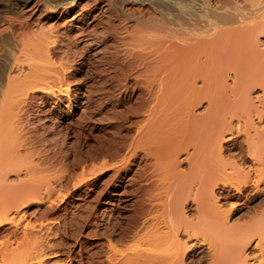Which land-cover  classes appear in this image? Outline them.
<instances>
[{
  "label": "bare ground",
  "instance_id": "bare-ground-1",
  "mask_svg": "<svg viewBox=\"0 0 264 264\" xmlns=\"http://www.w3.org/2000/svg\"><path fill=\"white\" fill-rule=\"evenodd\" d=\"M28 2L0 15V264H264V0Z\"/></svg>",
  "mask_w": 264,
  "mask_h": 264
},
{
  "label": "rangeland",
  "instance_id": "rangeland-1",
  "mask_svg": "<svg viewBox=\"0 0 264 264\" xmlns=\"http://www.w3.org/2000/svg\"><path fill=\"white\" fill-rule=\"evenodd\" d=\"M9 2V0H0V15L2 16V17H5V15L6 16H9V17H14L15 15H18V13H15V12H11L9 9H8V7L9 6H5V3L6 4H8V2ZM15 1V0H14ZM36 0H29V2H28V6H27V8H30L31 7V5L35 2ZM0 16V27L1 28H3L4 29V32L6 31V27H5V25H6V23L2 20V17ZM3 23V25H2V23ZM4 35H7V34H4ZM93 59H91V61H92ZM89 63V60L86 62V66L87 67H90L89 65L90 64H88ZM74 134H76V133H69V134H64V136H65V140L63 141V140H60L61 142H63L64 143V147H65V149H71V148H77L78 146L76 145V142H74L75 141V139H76V137H77V135H75L74 136ZM61 135L62 134H60V139H61ZM72 135V136H71ZM63 139H64V137H63ZM60 141L58 140L57 142H59L60 143ZM89 141V140H88ZM67 145V146H66ZM71 145V146H70ZM76 145V146H75ZM241 210H239V211H233L232 213H233V217L235 216V217H237V220L238 219H240L239 217H241V215H242V213L240 212ZM239 213H241V214H239ZM240 216H239V215ZM239 217H238V216ZM239 221V220H238ZM241 221V220H240ZM245 221V220H244ZM56 236H59L58 234L56 235ZM76 238H81V236H80V234L78 235V236H75ZM67 238V239H66ZM71 238V239H70ZM72 240H73V237L71 236H68V237H64V248H66L67 247V245H68V243L69 242H72ZM68 242V243H67Z\"/></svg>",
  "mask_w": 264,
  "mask_h": 264
}]
</instances>
